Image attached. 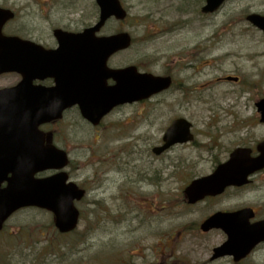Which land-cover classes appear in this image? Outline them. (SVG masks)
<instances>
[{"label": "rangeland", "instance_id": "rangeland-1", "mask_svg": "<svg viewBox=\"0 0 264 264\" xmlns=\"http://www.w3.org/2000/svg\"><path fill=\"white\" fill-rule=\"evenodd\" d=\"M121 1L127 19L109 21L102 33L127 31L133 43L108 65L169 73L180 87L119 106L97 127L69 110L56 141L68 153L70 179L86 190L76 203L78 227L61 235L49 212L22 209L0 232V264H234L210 260L225 235L203 233L199 223L217 210L246 206L264 215V172L221 198L187 205L183 195L192 178L210 173L233 148L264 138L254 105L264 96V37L245 21L251 12L264 14V0H230L210 17L200 13L202 0ZM71 2L67 16L49 18L69 19L77 30L95 21L94 0ZM204 59L209 64L201 67ZM224 75L241 81H218ZM180 116L192 123L194 142L155 155L164 130ZM239 264H264V243Z\"/></svg>", "mask_w": 264, "mask_h": 264}, {"label": "water", "instance_id": "water-1", "mask_svg": "<svg viewBox=\"0 0 264 264\" xmlns=\"http://www.w3.org/2000/svg\"><path fill=\"white\" fill-rule=\"evenodd\" d=\"M223 1L206 0L202 10L213 12ZM96 3L99 7V17L93 26L80 33H65L59 38L60 47L57 53L65 66L66 80L63 84L68 88L69 97L64 98L62 105L53 104L52 108L41 111L42 120H36L37 126L44 121L60 118L62 111L75 103L78 104L82 117L96 125L114 106L149 98L170 85L169 77L141 73L135 66L119 69L107 67L111 55L130 46L131 37L127 32L97 36L96 33L109 18L123 20L126 11L119 0H96ZM248 20L264 30L263 17L252 15ZM108 79H112L114 84L107 85ZM256 107L261 113V121L264 122V98L256 103ZM52 113L55 115H51ZM42 135L39 131L36 134V166L32 169L12 170L13 177L9 179L6 187L0 188V229L14 211L26 206H37L52 211L55 226L60 232H68L76 227L79 213L74 206V200H80L84 190L79 189L73 182L67 183L68 176L65 172L47 178H34V174L39 171L61 169L68 163L64 151L50 146L39 148ZM190 139V123L182 118L176 119L164 133V144L153 151L159 154L177 142ZM257 150L259 155L251 158L249 149H236L229 160L219 165L211 175L192 181L184 190L189 202L193 203L205 195L221 193L227 186L246 184L249 174L264 167V141L258 144ZM4 172L0 170V182ZM251 216L249 210L229 215L217 213L202 223V230L221 227L229 235V240L215 249L213 258L231 254L237 261L246 256L254 242L264 238V220L248 225L247 219ZM223 217L238 218L241 221L224 224Z\"/></svg>", "mask_w": 264, "mask_h": 264}, {"label": "flooded vegetation", "instance_id": "flooded-vegetation-1", "mask_svg": "<svg viewBox=\"0 0 264 264\" xmlns=\"http://www.w3.org/2000/svg\"><path fill=\"white\" fill-rule=\"evenodd\" d=\"M51 1L57 2L0 1V167H26L28 163L31 166L32 160H35L32 148L36 140L30 137L29 122L36 119L38 108L43 111L47 105L63 101L64 94L57 89L60 79L63 80L57 53L59 38L61 32L76 33L83 28L74 29L69 19L53 22L50 14L67 16L70 0H59L56 6ZM203 16L207 17V14ZM180 60L177 59V64L182 66ZM202 63L201 67L208 65L209 61L204 59ZM185 66L191 69L192 65L186 63ZM237 78L238 81L232 83H240V77ZM173 80L174 86L179 88L180 82L177 84ZM65 94L68 95V92ZM61 123L62 120H55L40 126L45 133V144L54 142L60 146L58 143L61 142L56 141V137L63 132ZM262 172L264 169L254 177Z\"/></svg>", "mask_w": 264, "mask_h": 264}, {"label": "bare ground", "instance_id": "bare-ground-1", "mask_svg": "<svg viewBox=\"0 0 264 264\" xmlns=\"http://www.w3.org/2000/svg\"><path fill=\"white\" fill-rule=\"evenodd\" d=\"M110 178L113 180L115 177L113 176V177H110ZM136 227H137V224H135V223L133 222L132 225L130 226L129 230H130V231L136 230ZM139 235H140L139 231H136V232H135V236H139Z\"/></svg>", "mask_w": 264, "mask_h": 264}, {"label": "clouds", "instance_id": "clouds-1", "mask_svg": "<svg viewBox=\"0 0 264 264\" xmlns=\"http://www.w3.org/2000/svg\"><path fill=\"white\" fill-rule=\"evenodd\" d=\"M60 103H61V105H62V104H63V101H61ZM51 115H55V113H52Z\"/></svg>", "mask_w": 264, "mask_h": 264}]
</instances>
